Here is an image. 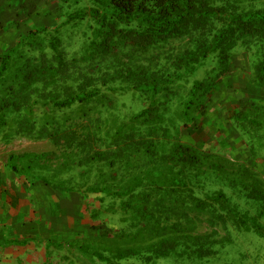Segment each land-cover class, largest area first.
I'll return each instance as SVG.
<instances>
[{
  "label": "trees",
  "instance_id": "1",
  "mask_svg": "<svg viewBox=\"0 0 264 264\" xmlns=\"http://www.w3.org/2000/svg\"><path fill=\"white\" fill-rule=\"evenodd\" d=\"M59 1L71 9L63 23L30 31L1 58L0 136L6 133L0 142L48 140L61 154H12L9 170L62 195L81 192L85 201L100 196L105 209L90 212L87 204L82 209L94 228L119 208L123 229L135 231L137 239L164 231L146 246L103 248L118 260L155 264L207 258L209 250L188 233L203 218L213 227L264 238V186L246 179L247 168L231 172L228 160L182 141L183 129L208 101L211 85L195 81L188 95L181 93L208 60L211 69H218L217 79L229 74L239 48L256 58V82L264 86V3L257 8L240 0ZM3 31L0 23V35ZM76 34L80 49L69 52ZM139 57L146 64L126 62ZM118 92H132L146 108L107 139L100 138V129H88L85 122L109 93ZM65 111L76 115L65 116ZM250 112L241 113L246 122ZM47 156L65 157L71 178L53 184L34 176V160ZM74 172L82 184L74 185ZM93 174L96 180L89 184ZM217 184L236 197L214 189ZM241 201L252 203L256 214ZM29 243L23 238L3 246L18 249ZM99 250L78 247L87 258L114 264L106 250Z\"/></svg>",
  "mask_w": 264,
  "mask_h": 264
},
{
  "label": "rangeland",
  "instance_id": "2",
  "mask_svg": "<svg viewBox=\"0 0 264 264\" xmlns=\"http://www.w3.org/2000/svg\"><path fill=\"white\" fill-rule=\"evenodd\" d=\"M240 1H244L246 6L250 4L257 8L264 3V0ZM69 7H62L59 0H0V23L4 28L0 35V62L7 50L14 47L18 40L30 31L44 26L56 27L63 23L65 14L71 10ZM72 39L77 43L69 52L80 49L82 43L78 34ZM127 60V63L131 62L133 65L146 64L143 57ZM212 66L208 60L206 66L190 78V85L182 88L181 93L188 95L195 81L211 85L208 101L200 111L193 114L190 126L183 129L182 141L202 153L228 160L232 165L229 170L231 172L239 174V167L247 168L244 173H250L247 172L246 179L249 177L248 181H255L257 185L264 186V86L256 82V58L244 48H239L231 60L229 74L221 79H217L218 69L213 70ZM107 96L108 99L101 102L85 122L88 129L99 128L100 138L104 139L114 134L122 124L132 121L133 116L146 108V104L132 92L109 93ZM176 107L178 100L172 108ZM249 112L250 122H246L241 113ZM64 114L72 117L76 115L69 111ZM5 133L6 131L2 132L1 136ZM0 143H3L0 146L2 162L16 151L18 154H61L48 140L18 138L10 143ZM40 160L37 162L35 159L32 165L34 176L47 178L53 184L71 178L65 157L47 156ZM74 174L77 179L74 185L82 184L76 176L77 173ZM94 175L89 179V184L95 182ZM219 188L236 197L235 191L219 184L215 185L214 189ZM51 193L48 195L51 196L49 201L41 200L35 205L36 214L31 221L29 218V222L24 223L25 216L21 221L23 226H32L33 232L27 235L26 228L18 230L19 234L27 236L14 240L30 238V243L15 250L0 246V264H100L95 259L80 254L78 247L87 246L92 250L98 248L99 251L105 252L107 249L103 248L146 246L150 244V239L155 241L156 237L164 233L152 231L137 239L134 237L135 231L130 233L123 229L127 227L123 224L124 218L117 205L115 208H118V214L106 215L105 223L101 222L94 228L90 225V213L86 211L85 214L82 209L85 204L90 212L96 208L105 209L107 205L99 203L100 196H89L85 201L81 192L65 195L54 191ZM241 206L250 209L252 215L256 214V210L251 208L252 203L241 201ZM262 221L264 223L263 219ZM188 233L199 237V244L209 250L207 258L197 257L191 261L161 259L155 264H264V238L255 233L226 231L221 226H210L205 218L202 221L198 219L196 228ZM105 255L112 256L109 250ZM112 258L114 264H145L141 258Z\"/></svg>",
  "mask_w": 264,
  "mask_h": 264
},
{
  "label": "crops",
  "instance_id": "3",
  "mask_svg": "<svg viewBox=\"0 0 264 264\" xmlns=\"http://www.w3.org/2000/svg\"><path fill=\"white\" fill-rule=\"evenodd\" d=\"M2 145L3 143H0V146ZM12 154H18V152L11 153L5 162H2L0 158V246L33 232L32 226H23L21 221L24 216V223L29 218L31 221L36 214L35 205L39 204L41 200L49 201L51 196L48 195L52 194L51 191L53 192L41 182L35 183L33 179L19 176L10 171L7 163ZM25 228L27 235L19 234L18 230ZM11 249L15 250L16 248L12 247Z\"/></svg>",
  "mask_w": 264,
  "mask_h": 264
}]
</instances>
